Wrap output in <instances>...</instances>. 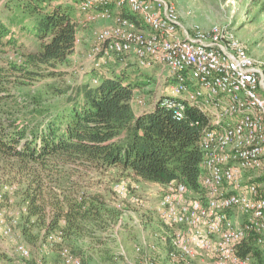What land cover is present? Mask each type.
<instances>
[{
  "label": "trees",
  "instance_id": "1",
  "mask_svg": "<svg viewBox=\"0 0 264 264\" xmlns=\"http://www.w3.org/2000/svg\"><path fill=\"white\" fill-rule=\"evenodd\" d=\"M17 1L41 45L25 46L0 16V211L12 203L3 185H17L13 195L25 208L20 228L30 243L49 244L59 254L69 247L83 264H107L109 231L121 213L113 183L128 175L160 184L183 181L199 190L202 129L210 119L193 104L182 117L175 116L163 104L165 92L136 111V83L143 77L125 66L99 72L96 83H67L56 68L76 50L78 19L65 4ZM124 15L134 18L129 11ZM11 51L20 60H11ZM23 75L61 79L46 85L51 96H62L60 106L35 120H16L10 114L15 94L9 85ZM51 234L61 241H49ZM238 253L264 264V248L252 236L240 243ZM7 257L0 249V260Z\"/></svg>",
  "mask_w": 264,
  "mask_h": 264
},
{
  "label": "built area",
  "instance_id": "2",
  "mask_svg": "<svg viewBox=\"0 0 264 264\" xmlns=\"http://www.w3.org/2000/svg\"><path fill=\"white\" fill-rule=\"evenodd\" d=\"M50 1L69 5L72 0ZM75 1H80L86 21H113L94 31L85 55L90 68H101L111 57L132 58L144 69L160 67L159 78L174 80L163 104L177 117L193 104L210 119L202 129L199 190L183 181L161 187L157 211L174 228L170 258L183 264H251V256H240L238 246L252 236L264 248L262 69L231 29L219 24L186 29L172 0ZM80 41L78 35L76 45ZM93 81L98 82L96 77ZM135 102L144 106L147 99ZM131 187L140 188L125 177L113 183L119 206L132 193ZM49 241L61 238L51 234ZM15 250L23 258L30 255L25 245ZM60 256L67 264H83L68 247ZM142 264L156 261L148 257Z\"/></svg>",
  "mask_w": 264,
  "mask_h": 264
},
{
  "label": "rangeland",
  "instance_id": "3",
  "mask_svg": "<svg viewBox=\"0 0 264 264\" xmlns=\"http://www.w3.org/2000/svg\"><path fill=\"white\" fill-rule=\"evenodd\" d=\"M172 1L180 12L181 24L190 31L194 26L209 28L215 24L231 29L236 37L245 44L248 53L264 73V0ZM17 2V0H0V16L25 46L30 49L40 48V42L33 37V32L30 29L32 19L28 14L23 15V12L18 10ZM79 2L72 0L66 7L70 14L78 19L82 36L81 41L77 44V53L72 54L67 62L59 64L56 68L63 73L62 78L71 84L93 81L97 75H91V73L108 74L110 70L113 71V69L116 70L122 66H125V69L133 66L127 58L122 60L119 57H111L103 62L101 68L89 70L90 67L85 62V55L90 49L89 43L94 31L112 24L113 21L110 19L86 21L84 14L79 11ZM104 22L107 23L104 24ZM7 55L11 60L21 58L20 54L15 51H11ZM110 61L117 62L111 65ZM121 64L122 66H120ZM131 71L145 80L137 81L135 100L159 97L161 93L165 91L167 93V89L169 90L174 81L171 77L165 79L162 74L159 78L160 67L144 69L133 66ZM164 73L167 72L164 71ZM18 78L14 77V81L9 85L11 92L15 94V100L10 101L12 102L10 114L16 120L20 118H25L26 121L28 118L35 120L45 112L55 110L60 106L62 96H51L46 85L52 81L60 82L61 79L53 76L30 78L26 75L19 78L22 80ZM124 177L130 180L131 185L138 184L140 188L136 190L131 187L132 193L127 198L121 199V206L117 201L114 203L121 213L114 223L113 229L109 231L112 233L110 238L112 243L107 245V248L111 249V259L107 264H142L148 257H153L156 264H183L169 256L171 251L175 250V247L170 249L168 241L171 239L170 243L171 241L173 243L174 228L167 225L157 211L163 184L142 181L128 175ZM2 190L10 192L12 203L11 207H3L0 211V249L8 254L7 258L0 260V264H67L63 256H60L58 249L49 244L33 245L22 233L20 222L25 214V208L20 203V198L13 195L17 190V185L5 183ZM6 230L9 231L8 234L5 233ZM19 244L25 245L30 250V255L27 258L16 253L15 249ZM178 258L181 259L180 256ZM251 264H255L254 258L251 259Z\"/></svg>",
  "mask_w": 264,
  "mask_h": 264
},
{
  "label": "crops",
  "instance_id": "4",
  "mask_svg": "<svg viewBox=\"0 0 264 264\" xmlns=\"http://www.w3.org/2000/svg\"><path fill=\"white\" fill-rule=\"evenodd\" d=\"M107 22H104V24H106ZM192 31V30H191ZM78 35L81 37L82 35H81V29L79 28V31H78ZM87 40V39H86ZM92 42V40L90 41V43H89V46L91 47V43ZM89 46H88V48H89ZM87 48V49H88ZM78 49V46L76 45V50ZM76 50H75V52L73 53L74 55L77 53L76 52ZM73 55V56H74ZM115 62H117V61H110V64L111 65H113ZM129 63L130 64H133V66H137V64H136V62H135V60L134 59H130V61H129ZM120 66H122V64L120 65ZM119 66V67H120ZM133 66H131V67H129V68H126V71L128 72V73H130V71H131V68L133 67ZM118 67V66H117ZM91 69H93V68H90L89 70L91 71ZM97 71V70H96ZM92 74H97V72H94V73H91V75ZM136 91H137V89H136ZM136 91H135V93H136ZM166 92V91H165ZM167 94H169V90L167 89ZM148 100V99H147ZM134 108L136 109V111H140L141 110V108L143 107V105H139V104H137L136 102H134ZM154 184H156V183H154Z\"/></svg>",
  "mask_w": 264,
  "mask_h": 264
}]
</instances>
